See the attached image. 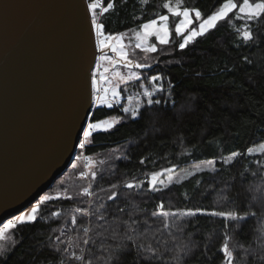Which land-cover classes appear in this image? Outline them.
Returning a JSON list of instances; mask_svg holds the SVG:
<instances>
[{
    "label": "trees",
    "instance_id": "16d2710c",
    "mask_svg": "<svg viewBox=\"0 0 264 264\" xmlns=\"http://www.w3.org/2000/svg\"><path fill=\"white\" fill-rule=\"evenodd\" d=\"M164 2L116 0L115 10L103 14L101 20L106 31L125 32L132 37L131 51L139 23L160 14ZM181 3L198 4L205 13H210L218 8L219 0H181ZM175 22L170 18L171 24ZM237 27H241L240 21H222L217 29L183 53L175 48L178 43L175 38L172 45L158 46L161 51L151 53V60L145 63L152 64V68L139 69L141 79L128 83L127 90L120 91L125 99L129 90L136 92L142 80L147 82L145 77L160 74L166 90L156 98L165 102L147 109L137 121L128 119L112 132L95 136V142L82 150L84 157L92 158L91 168L97 172L96 180L91 182L95 196L77 195L89 187L90 181L80 178L79 169L68 171L69 166L43 192L53 199L42 205L41 219L35 224L18 225L0 240L3 250L0 254L7 256V264H60L61 259L68 264L63 253L54 251L65 246L55 243L57 235L63 241H73L71 251L77 254L79 248H85L93 264H111L109 249L117 248L120 242L112 239L111 228L107 231L105 228L122 221H137L135 243L141 245V252L160 254L152 264H177L175 253L183 247L187 248V254L181 264H212L220 256L218 249L225 239H229L237 254L236 264H261L264 197L255 186L264 178V156H240L233 164L219 163L228 159L232 151L243 153L252 147L253 153H258L264 142V20L253 25L257 38L247 45L239 44ZM125 43H129L127 39ZM169 81L175 85L174 89L169 87ZM124 99L123 104L112 109L94 106L89 122L121 115ZM142 158L145 165L139 163ZM211 159L217 161L215 172L209 171L211 168L192 171L165 192L137 194L121 187L118 199L107 200L113 183L122 185L134 175L143 179L145 172L173 166L179 171ZM63 190L74 199H56ZM160 200L165 210L202 207L208 211L256 215L228 222L227 230L218 217L187 218L183 232L173 230L170 234L163 229L161 219L151 215ZM90 202L95 206L105 204L107 223L74 212L77 207H88ZM119 208L125 211L120 213ZM72 215H77L76 226L70 222ZM84 228L91 230L93 243L88 246L80 243Z\"/></svg>",
    "mask_w": 264,
    "mask_h": 264
},
{
    "label": "water",
    "instance_id": "95a60500",
    "mask_svg": "<svg viewBox=\"0 0 264 264\" xmlns=\"http://www.w3.org/2000/svg\"><path fill=\"white\" fill-rule=\"evenodd\" d=\"M87 0H0V225L70 166L93 109Z\"/></svg>",
    "mask_w": 264,
    "mask_h": 264
},
{
    "label": "snow or ice",
    "instance_id": "6c2138e0",
    "mask_svg": "<svg viewBox=\"0 0 264 264\" xmlns=\"http://www.w3.org/2000/svg\"><path fill=\"white\" fill-rule=\"evenodd\" d=\"M116 8V0H89L86 6V11L90 14L91 30L95 34V46L100 56L99 60H104L108 63L109 67H103L101 71V65L97 62L96 72L93 73L91 83L93 88L92 100L97 107H107L112 109L120 105L121 91L119 90V84H128L132 81H139L142 77V73L133 71V69H150L152 64L140 63L130 58L135 49L141 50L146 58L148 54L157 53L161 51V47L158 46H170L173 44L175 38V48L181 53L190 45H194L200 38L207 36L213 30L217 29L218 25L222 21H240L241 27H237L236 33L239 38V44L247 45L256 41L257 33L253 28V25L264 20V0H219L217 10L205 13L198 4L189 6L186 3H181V0H166L163 3V11L160 14L155 15L153 18L143 20L138 25V29L134 33L135 44L134 48L130 51V44L132 37L126 35L125 32H113L105 30V23L101 20L103 14L114 11ZM238 13V14H236ZM170 18L176 22L170 23ZM154 38V41H153ZM129 43H125V40ZM239 44L237 46H239ZM113 53V56H109L108 52ZM245 61L247 57L243 58ZM159 63V60H156ZM117 66H123L127 69V73H121ZM112 72V76L108 73ZM115 78L117 84L112 85L111 80ZM150 81V85L146 87L144 84H140L139 87L143 89L140 95L142 101H135L134 104L129 106H121V115L113 116L111 119L99 118L91 122H87L81 126L80 133L78 134V148L80 150H86L88 146L95 142V136L99 133L108 134L112 132L118 125L124 123L126 120L131 119L137 121L145 114L146 110L153 105H161L165 101L160 98H156L158 93L165 92V86L162 83L164 77L160 74L153 75L151 77H145ZM106 85L101 89L99 85ZM111 85V86H108ZM169 87L175 88V85L169 81ZM262 151L253 153L252 147H248L245 152L232 151L229 154L228 159H221L219 163L230 165L236 162V158L240 156H264V142L260 144ZM81 156L77 155L76 159L80 160ZM90 161V158L86 157ZM141 165L146 164L145 159H140ZM213 167L209 171L215 172V165L217 161L215 159L208 160L206 162ZM72 168L75 170L77 165L73 163ZM199 171H204L203 168H199ZM176 171V166L163 168L159 171L145 172L143 179H138L135 175L131 179L123 182L122 185L113 183L107 200L115 201L119 198L120 192L118 189L123 187L124 189L132 190L139 194L144 193H162L170 188L173 183L179 181L173 180V175ZM195 175V173H193ZM79 176L81 179H87L90 181L89 187H84L83 191L77 195L85 197H94L95 193L91 190V182L97 178V172L89 168L87 172L80 171ZM103 191V189H102ZM68 199L72 200L74 197L69 195L67 190H63L56 199ZM53 197L44 195L38 197L35 204L30 205L28 211H23L18 215H15L12 219H8L0 226V240L5 236V233L9 230L16 229L18 225L35 224L41 219V208L45 202L52 200ZM157 210L153 211L151 215L161 219L163 229L172 231L183 232L185 228V220L187 218H196L200 216L218 217L225 222V230H227L228 222H239L245 220L247 216H255V212H245L241 215L239 211H208L202 207L185 208L173 210H165V204L160 200L156 205ZM106 206L104 203H99L98 206L93 205L91 202L88 207H77L74 209L75 213H78L81 217H94L96 220L105 221L107 223ZM118 212L123 213V208L117 209ZM59 216L60 213H54ZM70 222L73 226L78 224L77 215L70 217ZM137 221L131 223L122 221L115 224L113 227L111 224L105 228H111L112 239L119 241V246L115 249H109V256L111 264H152L153 260L159 258L157 251H152L151 255H147L141 252V245L135 243V232ZM104 228V225H101ZM90 229L84 228V238L80 240V243L88 246L93 243L90 236ZM123 233V235H121ZM56 244H64L65 246L54 249L56 253H63L64 257L68 260V264H93V259L86 254L85 248H79V253L71 251L73 241H63L60 235L54 238ZM126 242V243H125ZM0 249V253H2ZM218 252L220 256L215 257L212 264H236L237 254L234 253L229 244V239H225L222 245L219 247ZM247 253L248 250L245 249ZM264 252V250H262ZM187 254V248L183 247L175 253V260L177 264H181L184 256ZM59 259V257H57ZM261 264H264V254L259 257ZM0 264H7V256L0 254ZM60 264H63V260H60Z\"/></svg>",
    "mask_w": 264,
    "mask_h": 264
},
{
    "label": "rangeland",
    "instance_id": "374dc122",
    "mask_svg": "<svg viewBox=\"0 0 264 264\" xmlns=\"http://www.w3.org/2000/svg\"><path fill=\"white\" fill-rule=\"evenodd\" d=\"M88 2H89V0H87V3ZM93 36L95 37V34L94 33H93ZM108 55L109 56H113L114 54L109 51L108 52ZM150 55L151 54H148V56L146 58V55L141 50L136 49L135 53L132 54L130 56V58L133 59L134 61H137V62H140V63H145L146 61L151 60V57L152 56H150ZM99 56H100V53L97 52V54L95 55V63H94L93 68L91 70V77H92L93 73L96 72L97 62H99V64L101 65V71L103 70V67H109V65H108V63L106 61H104V60H99L98 61V57ZM117 67L119 68V70H120L121 73H127V71H128L127 69L123 68V66H117ZM133 71L139 72V69H133ZM108 75L109 76H112L111 70L108 73ZM132 82L135 83V81H132ZM111 84L112 85L117 84V80L115 78H113L111 80ZM140 84H144L146 87H148L150 85V81L147 80V82H146V81L142 80ZM105 86L106 85H104V84L99 85V87H101V89H103V87H105ZM108 86H111V85H108ZM127 88H128L127 87V84H119V90L122 89V90L126 91ZM142 91H143V89L140 88V87H138V89L136 90V92L130 93V90H129L127 92V95H126L125 99L123 98V96L121 94L120 104H123V99L125 101L124 106H129V104H134L135 101H142L143 98L140 95V93H142ZM92 93H93V88H92ZM94 106H96V104L93 102V107ZM111 118L112 117H109L107 119H111ZM87 122H89V118H88V121ZM77 155H80L81 156L80 160H77L76 159ZM91 162H92V158H90V161L87 160L86 157H84L83 151L80 150L78 148V145H77V149H76V152H75V157H74L73 161L71 162L70 167L68 168V171L71 170V169H73L71 165L73 163H75L77 165V168L76 169H79L80 171L87 172L89 170V168H91V166H92ZM199 168H212V165H209L207 163H202V164H199V165H193V166L188 167V168L180 169L179 171H175L174 173H172L173 180H177V177H179V179H180V178L184 177L185 175H187L188 173H190L192 171H195V170H198ZM258 183H259L258 184L259 186H255V189H256V191L261 192V196L264 197V178L261 179ZM44 195H47V194H42L40 197H42ZM36 202H37V200L34 202V204ZM29 209H30V206L27 207L26 209H24L23 211H28ZM23 211H21V212H23ZM21 212H19L18 214H20ZM18 214H16V215H18ZM14 216L15 215L11 216L9 219H12Z\"/></svg>",
    "mask_w": 264,
    "mask_h": 264
},
{
    "label": "bare ground",
    "instance_id": "6f19581e",
    "mask_svg": "<svg viewBox=\"0 0 264 264\" xmlns=\"http://www.w3.org/2000/svg\"><path fill=\"white\" fill-rule=\"evenodd\" d=\"M92 45H93V48L95 49V53L97 54L98 50L96 49V46H95V37L92 40ZM94 58H95V55H94L93 59Z\"/></svg>",
    "mask_w": 264,
    "mask_h": 264
}]
</instances>
